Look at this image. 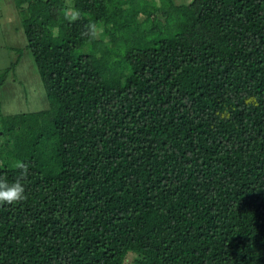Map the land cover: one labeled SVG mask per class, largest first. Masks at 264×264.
Here are the masks:
<instances>
[{
    "label": "trees",
    "instance_id": "16d2710c",
    "mask_svg": "<svg viewBox=\"0 0 264 264\" xmlns=\"http://www.w3.org/2000/svg\"><path fill=\"white\" fill-rule=\"evenodd\" d=\"M12 1L0 264H264V0Z\"/></svg>",
    "mask_w": 264,
    "mask_h": 264
},
{
    "label": "rangeland",
    "instance_id": "374dc122",
    "mask_svg": "<svg viewBox=\"0 0 264 264\" xmlns=\"http://www.w3.org/2000/svg\"><path fill=\"white\" fill-rule=\"evenodd\" d=\"M72 0H63L70 5ZM173 4H187L191 0H171ZM12 0H0V72L15 62L5 75L0 87V113L3 116L45 110L48 104L43 88L34 69L29 53L24 49L25 40L20 27V17ZM72 11V9L70 8ZM169 48L159 41L155 47ZM10 67V66H9ZM134 255H127L130 264Z\"/></svg>",
    "mask_w": 264,
    "mask_h": 264
}]
</instances>
